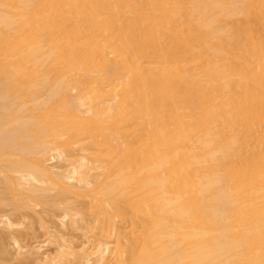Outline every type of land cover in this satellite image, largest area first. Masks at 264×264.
I'll list each match as a JSON object with an SVG mask.
<instances>
[{"label":"bare ground","instance_id":"obj_1","mask_svg":"<svg viewBox=\"0 0 264 264\" xmlns=\"http://www.w3.org/2000/svg\"><path fill=\"white\" fill-rule=\"evenodd\" d=\"M0 264H264V0H0Z\"/></svg>","mask_w":264,"mask_h":264},{"label":"rangeland","instance_id":"obj_2","mask_svg":"<svg viewBox=\"0 0 264 264\" xmlns=\"http://www.w3.org/2000/svg\"><path fill=\"white\" fill-rule=\"evenodd\" d=\"M40 230H41V229H40ZM40 230L37 232V233H38V236H39V235H40V236L38 237V236L36 235L38 238H35V237L33 238V237H32V238H33V239H32V238L30 237V238L28 239V241H27V239H25V242H24V243H26V242L33 243V240H34V244H35V245H36V243H38V241H39V242H41V243L43 242L45 245L48 246V244L45 243V240L47 239V238H46V235L43 236V235H44V234H42L43 231L41 230V232H40ZM45 238H46V239H45ZM30 239H31V240H30ZM37 239H38V241L36 242L35 240H37ZM39 239H40V240H39ZM42 239H44V240H42ZM29 240H30V241H29ZM31 241H32V242H31ZM35 242H36V243H35ZM41 243H38V244H41ZM42 245H43V244H42ZM47 246L44 247V245H43L44 251H43V248H42V250H40V253H41L42 251H43L42 253H44L45 250L48 251V249L52 248V245H51V246H48V247H47ZM49 247H50V248H49Z\"/></svg>","mask_w":264,"mask_h":264}]
</instances>
